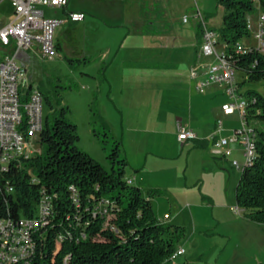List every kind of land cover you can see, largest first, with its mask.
I'll return each instance as SVG.
<instances>
[{
  "label": "trees",
  "instance_id": "16d2710c",
  "mask_svg": "<svg viewBox=\"0 0 264 264\" xmlns=\"http://www.w3.org/2000/svg\"><path fill=\"white\" fill-rule=\"evenodd\" d=\"M217 6L222 9L221 24L209 28L218 34L224 58L240 77L243 119L254 145L252 158L239 173L235 204L245 219L264 224V54L244 44L251 37L248 15L257 9L264 14V0H217ZM199 35L201 40V30ZM90 60L68 59L71 65L76 61L83 66ZM106 67V61L99 62L100 86L106 82ZM252 84H260L262 92ZM43 99L53 117L44 121L39 151L10 163L0 176L1 188L13 189L1 192V208L11 217H32L42 197L49 202L47 225L37 232L35 253L25 264H188L173 259L183 227L159 220L152 209L150 199L160 196V190L152 188L143 195L128 182L121 140L112 136L99 112L97 93L88 107L89 123L106 153L109 171L77 147L79 135L67 118L69 108L55 109L48 97Z\"/></svg>",
  "mask_w": 264,
  "mask_h": 264
},
{
  "label": "crops",
  "instance_id": "0c3cea01",
  "mask_svg": "<svg viewBox=\"0 0 264 264\" xmlns=\"http://www.w3.org/2000/svg\"><path fill=\"white\" fill-rule=\"evenodd\" d=\"M6 1L9 21L12 8L9 0ZM94 1L98 2L99 6L80 5L81 3L79 4L77 1L73 3L72 0H69L66 8L61 9V11H55L53 15L49 16L45 14V7H41L45 17L65 18L67 12L70 11L80 12L84 15L79 22L67 20L61 26L57 35H55V46L57 45V48L55 47L56 58H61L65 49L60 38V33L65 28L84 29L87 25H91L97 29L99 27L103 28L105 30L104 34H106L108 29L118 28L125 30L127 28V37H124L117 47L114 41H109L107 37L101 38L102 40L98 42L100 44L98 47L99 57L96 63L99 67V61L107 62V67L103 72L106 82L101 86L99 83L96 84L97 100L104 89L106 98L111 101L114 107L120 110L119 124L121 133L119 138L122 141L125 155L128 156V150H131L132 153L135 152L137 155H142L141 159H137L135 163L127 159L130 168V171L127 172V178L140 189L143 195L152 188L160 190V196L150 199L152 209L159 220L167 222L172 219L174 221L176 217L173 218V216L171 218V214L174 213L176 216L181 214L174 205L181 197L187 199V186L185 183L184 186L179 184L178 167L172 164V157H169L167 152L173 146L178 147L180 153L186 150L188 155L191 152L199 151L200 159L198 164L199 171L203 173V195L197 196L196 200L199 199L201 201L202 199L203 207H207L206 203L213 206L216 200L220 199L222 189L227 182L232 181V170L237 172L245 163L243 162L242 146L238 142L230 144L231 153L228 156H222L214 151L213 141L209 139V136L214 130L215 123L217 120L221 121L222 129L218 135L223 137L230 136L240 127L241 130L243 128L250 129V127L241 119L236 110L228 114L222 110V106L230 100L221 87L209 86L202 92L193 90L195 89V79L191 76L193 68H200V65L212 62L211 57L199 55L201 44L199 39L201 30L199 20L194 18V24L190 31H186L187 33L181 32L171 37V39L167 38L165 40L163 34H158L154 37L141 33L139 34L140 39L128 44L126 40L131 35L130 28L137 25L143 29L146 24L151 25L153 28V24L158 23L159 17L162 21L164 15L163 10L159 6L162 7L163 0H150V5L148 6L135 5L131 0L128 3L127 0ZM174 13L176 21L181 20L182 23H188V21L183 22L184 16L180 18L178 11L172 14ZM197 13L202 16L200 10H197ZM207 15L209 14H205L204 17ZM211 20L212 17L210 16L204 22L208 27H219L209 25L208 23ZM24 52L40 58L37 45H33ZM6 54V49L0 45V62ZM67 54L79 57L85 56L83 52L80 53L72 49L68 50ZM56 58L52 60H56ZM40 60L44 61L41 58ZM18 62L26 69V62L22 58ZM167 66H171L170 73L173 74L176 82H179V86H183L184 92H188V98L185 102L177 101L178 104L176 102L171 106L172 110L167 113L169 115L167 116V121L170 122L171 116L175 118L172 124L169 123L165 128L164 113L161 109L164 98L162 84L165 72L170 74L167 71L168 69H166ZM198 73L202 76L200 69H198ZM29 84L33 85V82H29ZM239 92H243V89H240ZM148 104L153 108V115H148L147 113L144 120H142L143 117L139 116L132 118L131 115H126L124 112L126 107L137 110V108L141 109L142 106ZM236 117L242 121L241 125L235 123L234 118ZM181 128L195 132L197 139L180 142L177 136ZM152 134L170 136L169 140H162L161 143H158V150L160 149L162 153L160 152L157 155H153L151 151H148L149 135ZM125 141L130 145L129 149L126 144L124 145ZM196 143H200L201 146H197ZM233 160L241 163L238 164L237 170L231 165ZM228 163L230 166H228ZM205 181H214V185L210 184L214 188L209 189V187H206L207 189H204ZM175 191L178 193H175ZM162 204L164 205L163 210L161 208ZM156 205L157 207H155ZM158 206L159 210H157ZM242 223L246 227H254L252 225H256L264 231V224L251 222L245 218H243ZM250 233L247 231L246 236H250ZM178 247L184 250L182 245H178ZM186 261L188 264H194L188 260ZM199 264H202V262H199Z\"/></svg>",
  "mask_w": 264,
  "mask_h": 264
},
{
  "label": "rangeland",
  "instance_id": "374dc122",
  "mask_svg": "<svg viewBox=\"0 0 264 264\" xmlns=\"http://www.w3.org/2000/svg\"><path fill=\"white\" fill-rule=\"evenodd\" d=\"M76 1L79 4L81 3L80 5L99 6L98 2L94 0H72L73 3ZM131 1L135 5H150V0ZM128 2L129 0H127ZM159 7L163 10L164 17H162V21L159 17L158 23L153 24V28L149 24H146L143 29L137 25L130 28L131 35L128 34L129 36L126 40L128 44L140 39L139 34L141 33L154 37L155 35L163 34L165 40L167 38L171 39V37L181 32L187 33L186 31H190L194 24V13H197V10L201 11L203 17L205 14L211 15L212 20L208 23L209 25L216 27L221 24L222 9L217 6V0H163L162 7ZM44 11L49 16L53 15L55 11H61V9L45 7ZM175 11L179 12L180 18L186 16L188 23H182L181 20L176 21L175 13L172 14ZM259 13L261 12L257 9L254 14L248 15V22L252 31L256 28ZM8 16L7 1L0 0V27L8 21ZM60 29L61 27L55 31V35ZM104 33L105 30L103 28L99 27L97 29L91 25H87L84 29L68 27L60 33V38L65 48L61 58L57 59L54 54L53 59L56 58V60L41 61L37 56L28 55L21 51L18 60L22 58L26 62L27 81L33 82L35 87H40L43 97H48L55 109H59L61 106L69 108L70 112L67 114V118L77 126L79 135L77 147L89 154L109 171L110 166L106 160V153L102 150L99 141L92 133L88 107L93 102V96L96 94V84L99 79L98 65L96 64L99 57L98 47L100 44L98 42L102 40L101 38L107 37L109 41H114L117 47L119 42L124 37H127L126 33H128V30L127 28L125 30L114 28L108 29L106 34ZM217 39L219 40V36ZM244 44L254 46L255 42L250 37L244 40ZM217 45H219V48H223L219 41ZM70 49L73 51L77 50L80 53L83 52L84 57H91V60L86 66L76 61L71 65L68 59L76 60L82 57L67 54ZM170 68L171 66L166 67L169 73L171 72ZM236 76L237 79H240L238 75ZM162 85L164 98L161 110L164 113V127L166 128L169 123L172 124L175 118L171 116L170 122L167 121V116H169L167 113L172 110L171 106L177 101H187L188 92H184L183 86H179V82H176L172 73L168 74L165 72ZM252 86L257 87L262 92L260 84H252ZM105 89L107 91L106 87ZM193 90L195 91V89ZM59 97L62 98L61 102H58ZM95 104L109 123L112 136L120 139V110L114 107L111 101L106 98L104 89L99 94ZM124 112L126 115H131L132 118L139 116L143 117L142 120H144L147 113L148 115H153V108L149 104L142 106L141 109L137 108V110L126 107ZM43 117L44 121L47 117L51 121L53 117L52 111L45 104V100L43 102ZM234 119L237 125H241L242 121L239 118L236 117ZM96 128L101 131L97 125ZM169 138L170 136L166 134L149 135L148 151H151L153 155H157L161 152L160 149L158 150V143H161L162 140H169ZM110 140L106 146L107 149L111 146ZM125 144L129 149L130 145H128V142L125 141ZM36 146L40 147L38 143ZM198 152H191L188 155L185 150L180 153L179 148L176 146H173L167 152L169 157H172V164L178 167L179 184L184 186L185 183L187 186V199L181 197L174 205L181 214L176 216L172 213L171 218L173 216V218H176L174 221L172 219L167 221L169 224L183 227L184 230V235L177 241V244L183 246L185 254L179 256L176 262L180 263L188 260L194 264H199V262H202V264H264V231L256 225H252L254 227H246L242 223L244 218L242 212L236 207L234 201V187L238 181L241 169H236L237 172L232 170V181L227 182L222 189L220 199L216 200L213 206L206 203L207 207H203V200H196L197 196L203 195V173L199 171L198 161L200 155ZM127 153L128 156L124 153L121 141V155L126 161L130 159L135 163L142 156L141 154L137 155L135 152L132 153L131 150H128ZM228 166H230L229 163ZM129 171L130 168L127 161L125 176H127ZM211 183L215 184L214 181H205L204 189H207L206 187L213 189L214 184L210 186ZM175 193L178 192L175 191ZM161 208L162 210L164 209L163 204ZM157 210H159V206ZM247 231L251 232L250 236H246Z\"/></svg>",
  "mask_w": 264,
  "mask_h": 264
},
{
  "label": "built area",
  "instance_id": "2783aa9c",
  "mask_svg": "<svg viewBox=\"0 0 264 264\" xmlns=\"http://www.w3.org/2000/svg\"><path fill=\"white\" fill-rule=\"evenodd\" d=\"M12 14L7 23L0 27V45L7 54L0 62V176L10 163H17L21 156H32L39 151V135L43 129V96L40 90L29 84L26 69L18 62V54L37 45L42 60H52L56 52L55 31L67 20L79 22L84 15L80 12H67L65 18L45 17L41 7L63 9L69 0H9ZM195 19L201 25V44L199 55L211 57L212 62L195 67L192 78L195 90L204 91L209 86L221 87L229 97V102L222 106L228 114L236 110L240 116L243 97L237 86L235 69L224 58L223 48L216 44V32L196 13ZM183 22L187 21L186 16ZM251 31L255 47L264 54V14L259 13L256 28ZM252 46V45H248ZM201 70V75L198 73ZM221 121L217 120L209 139L213 141L214 151L222 156L231 153L230 144L238 142L242 146L243 162L249 161L250 139L241 132V127L228 137L219 136ZM177 139L180 142L196 140L197 135L189 129L181 128ZM242 162V163H243ZM237 161L231 165L237 169ZM131 182L130 180L128 181ZM12 192V187L0 185V264H25L35 253L36 234L47 225L50 212L49 202L42 197L32 217L13 218L8 210L1 208V192ZM167 217V216H166ZM184 250L177 248L173 259L182 256Z\"/></svg>",
  "mask_w": 264,
  "mask_h": 264
},
{
  "label": "bare ground",
  "instance_id": "6f19581e",
  "mask_svg": "<svg viewBox=\"0 0 264 264\" xmlns=\"http://www.w3.org/2000/svg\"><path fill=\"white\" fill-rule=\"evenodd\" d=\"M218 34H216V43L219 41L218 39ZM244 106H245V101H244V98H243V102H242V112H244ZM240 116H241V119L244 121L243 119V113H240ZM245 122V121H244ZM241 132H244V134H246V137H248L251 141L250 143V155H249V161L250 159L252 158L253 154H254V145H253V139H252V130L251 128L250 129H242ZM249 161H246L243 166L241 167V170L243 169V167L249 162Z\"/></svg>",
  "mask_w": 264,
  "mask_h": 264
}]
</instances>
